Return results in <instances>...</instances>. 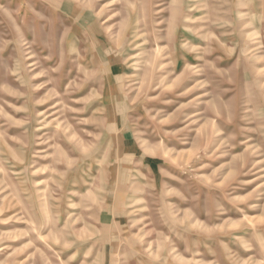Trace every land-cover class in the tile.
Returning a JSON list of instances; mask_svg holds the SVG:
<instances>
[{
    "label": "rangeland",
    "instance_id": "1",
    "mask_svg": "<svg viewBox=\"0 0 264 264\" xmlns=\"http://www.w3.org/2000/svg\"><path fill=\"white\" fill-rule=\"evenodd\" d=\"M0 264H264V0H0Z\"/></svg>",
    "mask_w": 264,
    "mask_h": 264
}]
</instances>
